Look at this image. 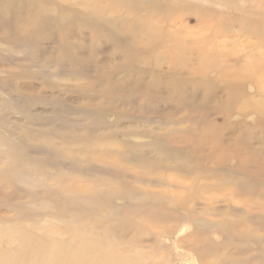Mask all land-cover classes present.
Returning a JSON list of instances; mask_svg holds the SVG:
<instances>
[{
	"label": "rangeland",
	"instance_id": "1",
	"mask_svg": "<svg viewBox=\"0 0 264 264\" xmlns=\"http://www.w3.org/2000/svg\"><path fill=\"white\" fill-rule=\"evenodd\" d=\"M58 5L54 0L56 16ZM247 9L258 17L256 10L264 9V0H252ZM2 18L13 21L7 7L0 9ZM22 19L15 18L9 29L0 21V251L15 253L27 236L46 247L54 244V259L83 250L63 264H204L214 252L216 264H222L228 262L223 253L230 257L239 250L250 251L236 254L240 258L256 257L253 244L235 237L228 245L217 228L199 230L182 207L168 205L170 193L185 198L190 197L192 182L205 186L202 172L170 173L157 165L149 170L144 161L158 158L164 166L176 164L178 156L171 159L157 143L174 130L181 133L190 122H175L162 108L200 114L201 103H186L187 96L199 92L203 104L221 110V101L208 103L202 91L212 83L205 82L201 89L196 84L182 87L149 62L129 63L113 75L90 73L88 69L98 71L105 65L111 70L128 61L125 37L120 44L107 30L94 36L77 19L54 25ZM203 26L180 30V41H199L207 49L229 53L224 61L229 74L236 76V66H241L238 77L243 78L244 91L255 100L264 97V65L257 68L250 59L258 49L235 32L213 36ZM104 49L109 60L99 64L103 54L98 51ZM259 51L258 58L264 60V47ZM143 56L151 60L152 54ZM175 84L176 92L164 91ZM219 88L227 96L225 88ZM196 119L210 130L225 127L228 138L241 133L242 147L251 144L264 157V124L258 123L255 113L235 114L224 121L217 115ZM157 174L166 183H156ZM179 179L183 183L174 192L168 182ZM193 199L197 207L208 200L210 205L242 207L226 189H204ZM259 231L264 233V228ZM90 239L94 246L88 244ZM17 253L18 264L24 259L31 264L33 250Z\"/></svg>",
	"mask_w": 264,
	"mask_h": 264
},
{
	"label": "bare ground",
	"instance_id": "2",
	"mask_svg": "<svg viewBox=\"0 0 264 264\" xmlns=\"http://www.w3.org/2000/svg\"><path fill=\"white\" fill-rule=\"evenodd\" d=\"M57 1L60 4L57 7L58 16L53 14L54 0H0V9L7 7L13 16V21L15 18L21 17L23 18L22 23L27 20V23L31 24L37 18L38 23L54 25L65 24L71 19H77L91 29L94 36H98L101 30H107L112 34L113 40L114 38L120 40V44L123 41L122 37H125L128 61L119 62L111 70H105L103 68L105 65L100 69L105 71L88 69L87 71L90 73L94 72L101 76L113 75L129 63L137 66L149 62L158 69H162L160 70L162 75L169 76L172 81L182 87L196 84L201 89V85L205 82L212 83L202 91L207 95L208 103L218 98L222 104L221 110L220 108H208L206 103L203 104L199 92L187 96L186 103L195 105L201 103L199 106L203 105V111L200 114L181 115L183 113L181 109L162 108L163 112L173 114V121L181 122L182 119H185L190 122L188 128L181 133L174 130L170 133L171 135L169 134L170 136L168 135L160 143H157V147L161 151L167 150L171 159L175 155L178 156L174 159L176 164L174 166L165 164L164 166L163 161L158 158L151 160L146 158L144 161H147L146 165L149 170L152 166L157 165L162 169L166 168L170 173L184 174L181 172L192 171L198 174V172H202L208 182L205 186L200 187L196 182H192L189 190L190 197L180 198L170 193L167 198L168 205L182 207L185 210L184 216L192 218V222H195L199 230L217 228V231L224 236L226 244H234L233 241L237 237L244 244H253L254 250L259 253L256 257L246 255L245 258H240V255L236 254H245L250 251L239 250L230 257L225 252L223 254L228 262L222 264H264V233L259 231L264 228V189H262L264 187V157L251 144H246L245 148L242 147L241 133L237 134L235 138H228L224 136L226 128L221 125L210 130L206 122L196 123V118L199 115L202 117L217 115L220 120L224 121L235 114L255 113L259 119L258 123L264 124V97L255 100L252 94L244 91L243 78L238 77L242 73L241 66H236V76L229 74L231 72L226 69L227 65L224 64L229 53L212 48L207 49L199 41L190 43L188 39H185L182 43L178 36L180 30L188 29L193 25H204L203 27L213 36L235 32L248 39L249 47L258 49L257 52L251 53L250 59L259 68L264 65V60L258 58L259 49L264 47V9L256 10L259 16L254 18L249 15L247 9V4H250L252 0ZM215 5L222 9L215 10ZM65 10L67 11L65 12ZM26 15L28 16L26 17ZM192 20L194 21L193 25L190 24ZM0 21L1 25L7 29L13 25V21L3 18ZM234 27H238V29H234ZM17 35L18 29L16 30ZM213 42L217 43L215 40ZM106 52H108L106 49L98 51L99 54H103V59L98 62L99 64H107L109 59L105 56ZM147 52L152 54L151 60L143 56ZM88 58L87 55L84 57V59ZM237 58L241 59L242 56L238 55ZM148 72H152V70H148ZM210 72H215L214 77L207 76ZM218 86L225 88L227 96ZM169 89L164 91L176 92V84ZM176 124L179 125V123ZM228 128L232 129V126ZM163 142L166 143L163 144ZM180 144L183 146L179 147ZM168 146L171 147L168 148ZM135 157L137 156L133 158ZM189 160L190 162H188ZM149 177L152 178L151 175ZM189 178L191 177L189 176ZM155 181L156 183H166L165 178L158 174ZM182 183L183 181L180 179L168 182L174 192ZM204 189L206 191L209 189L220 190L221 192L226 189L231 193L232 200L235 199L242 207L236 208L230 203L224 207L215 204L212 206L209 204V200L206 201V205L197 207L193 198ZM190 200L193 205L189 204ZM229 206H232L230 212L227 211L228 208H231ZM247 225L250 229H247ZM32 240L31 237L26 236V239L22 237L21 244L15 253H9L6 250L0 251V264H18L21 254L17 252L22 253L27 250L34 252L31 264H48L51 259L55 264H63L83 252V250H78L71 254L72 256L67 255L62 260L59 256L54 259V244L46 247L40 245L38 241ZM88 244L91 247L96 243H94V239H90ZM215 257L216 252L213 253L212 258H209L210 261L206 259L204 264H216L217 262L213 259ZM24 262L25 259L21 264H25Z\"/></svg>",
	"mask_w": 264,
	"mask_h": 264
}]
</instances>
